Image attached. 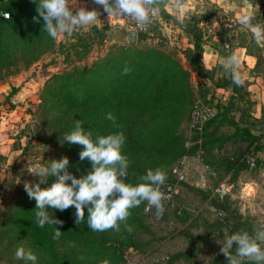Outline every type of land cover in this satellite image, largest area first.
<instances>
[{
    "label": "rangeland",
    "instance_id": "rangeland-1",
    "mask_svg": "<svg viewBox=\"0 0 264 264\" xmlns=\"http://www.w3.org/2000/svg\"><path fill=\"white\" fill-rule=\"evenodd\" d=\"M70 7L97 9L99 20L71 35L53 39V48L36 62L0 80V264H25L15 258L19 246L26 251L31 249L37 256V264H100L104 259L110 264L122 261L137 264L141 258L149 264H228L220 253L222 245L216 243L217 239L223 240V230L229 234L236 231L253 234V230L264 224V40L257 41L238 22L248 11L255 14L254 22L264 24V0H231L225 9L212 3L195 10L178 11L169 7L170 13L164 9L165 27L142 34L141 40L137 36L136 43L131 44L122 41V33L128 29L117 19L109 22L102 6L93 0H70ZM186 23L195 24L204 36L200 62L209 79L199 77L185 60L183 52L191 47L183 29ZM121 48L132 52L158 50L187 72L188 105L176 133L183 144L189 140L196 148L198 145L202 148L204 163L215 176L209 177L191 159L186 182L178 186L181 212L170 213L156 223L139 208L135 214L137 221L130 225L133 231L128 232L121 224L120 231L113 236L115 253L101 254L84 247L77 238H42L36 231V217L27 212L36 201L29 199L24 184L39 183V178L28 172L37 161L50 165L53 159L67 157L71 173L82 165L77 160V149L72 143H65L62 135L65 124L72 123L75 113L64 114L43 102V91L50 77L90 67ZM233 51H238L241 57L244 100L232 101L229 108L233 91L227 82L232 76L224 70L223 62ZM131 57L135 60L136 55ZM207 101L216 103L220 114L201 131L191 132L188 128L191 110ZM236 125L257 137L262 149L246 151L247 142L240 138ZM182 149L176 148L174 152ZM176 158L170 160L161 151L151 157L153 164L145 166L144 173L161 168L169 179L168 170L177 162ZM55 180V176H50L43 184L51 185ZM43 184L40 186L47 188ZM221 187L227 191L223 197L218 195ZM210 206L220 209L223 216L210 212ZM73 208L67 209L68 213ZM67 210L49 211L46 206L50 216L59 220ZM50 228L47 224L44 227L46 232ZM49 242L51 251L47 247ZM166 256L169 261L163 263L161 259ZM72 257L76 259L74 263ZM250 262L254 263L245 259L242 264Z\"/></svg>",
    "mask_w": 264,
    "mask_h": 264
},
{
    "label": "trees",
    "instance_id": "trees-1",
    "mask_svg": "<svg viewBox=\"0 0 264 264\" xmlns=\"http://www.w3.org/2000/svg\"><path fill=\"white\" fill-rule=\"evenodd\" d=\"M2 1L1 7L10 13V18L8 20L0 18V80L16 74L20 67H27L36 62L45 51L51 50L54 46L53 39L43 30L45 22L38 17L39 0L36 2L34 0ZM161 12L165 14L164 9ZM34 17H37L39 22H34ZM183 29L191 45L183 52L185 60L199 77L209 79L207 71L200 62L205 44L201 30L195 24L189 23H186ZM142 38L143 35L139 33L138 40ZM131 54L136 55L135 60L132 59ZM125 66L130 69L127 75L122 74ZM187 77V72L174 59L158 50L146 49L132 52L121 48L114 54L96 61L90 67L76 68L69 73L52 75L45 85L43 102L50 103V108L61 109L64 114L75 113V117L70 120L72 123L65 124L62 135L72 131L77 119L83 122L85 131L93 132L94 137L97 133L108 135L122 132L126 138L122 154L130 162L129 175L125 181L135 185L138 178L145 175V166L153 164L150 160L152 156L163 151L170 160L174 157L178 160L182 155L193 154L197 149L194 146L186 152L180 136L176 133V128L188 105ZM227 84L232 85L233 91V97L229 101L230 108L232 101H243L244 94L243 86H236L232 77ZM205 103L213 104L210 101ZM217 107L219 109V106ZM109 112L115 117V124L105 118ZM235 129L240 133V138L247 142L246 151L251 148L262 149L257 137L243 132L237 125ZM72 146L77 149V160L82 164L75 168V173L72 174L80 178L91 170L92 165L87 158L80 160L79 153L83 150L81 145L72 144ZM181 147H183L181 152H174V149ZM166 181L174 180L167 178ZM42 186L51 185L43 184ZM142 207L143 203L131 209L127 221L129 225L137 221L136 211L140 208L142 212ZM47 208L49 211L53 209L51 206ZM35 209L34 204L29 206V210L27 208L32 218H35ZM68 211L61 215L62 225L51 226L49 232L37 226V233L42 238H53L52 232L56 227L62 232L61 238H77L84 247H90L96 253H115L113 247L116 244L113 237L116 234L115 230L93 232L88 228L86 220L80 225L75 223V208L70 213ZM87 215L86 206L85 218ZM47 245L51 251L52 243L49 242ZM52 255L54 256L53 253ZM75 260L72 257L73 263Z\"/></svg>",
    "mask_w": 264,
    "mask_h": 264
},
{
    "label": "clouds",
    "instance_id": "clouds-1",
    "mask_svg": "<svg viewBox=\"0 0 264 264\" xmlns=\"http://www.w3.org/2000/svg\"><path fill=\"white\" fill-rule=\"evenodd\" d=\"M93 3L102 6L109 22L113 19L126 18L140 28L151 26L165 7L170 6L178 11L187 8L185 0H93ZM37 12L38 17L45 22L43 30L54 40L71 35L77 29L94 25L100 15L97 9L72 8L70 0H39ZM0 15L8 18V13ZM33 19L34 22H39L37 17ZM254 21L255 14L248 11H245L238 20L252 32L257 41L264 40V24ZM240 64L241 57L238 51H233L223 62L224 70L231 73L236 86L244 83ZM129 72L130 69L125 66L122 74L127 75ZM105 118L115 124L112 113H107ZM82 123L77 119L74 128L64 134L63 140L83 147L79 158L81 161L87 158L92 165L86 175L77 178L69 172L67 157L53 159L50 165L37 161L31 165L30 171L28 170L39 178V183L24 184L29 199L36 201L37 226L44 228L46 224L50 226L63 224V221L49 215L46 206L61 212L74 207L75 223L80 225L86 220L88 228L93 232L120 231L121 224L125 230L132 232V227L127 223L131 209L139 207L144 202L148 205L145 211L154 208L155 216L159 219L165 210L164 201L168 199L161 190L167 179L166 172L161 168L154 171L149 169L145 175L138 178L135 185L126 182L130 162L122 154L126 139L124 134L97 133L94 137L91 130L85 131ZM50 176L56 177L55 182L50 187L42 188L40 185L46 183ZM54 228L53 239H59L62 232L59 228ZM223 232V240L217 239L216 243L222 245L220 253L226 257L228 264H242L245 259L253 261L254 264H264V224L253 230V234L248 231H236L232 234L227 230ZM15 258L25 261V264H37V256L31 249L26 251L23 246L17 247ZM100 264L110 262L104 259Z\"/></svg>",
    "mask_w": 264,
    "mask_h": 264
},
{
    "label": "built area",
    "instance_id": "built-area-1",
    "mask_svg": "<svg viewBox=\"0 0 264 264\" xmlns=\"http://www.w3.org/2000/svg\"><path fill=\"white\" fill-rule=\"evenodd\" d=\"M2 0H0V13H8V18L5 19L3 15H0L1 19L8 20L10 18V13L4 10L2 5ZM165 14L163 12L160 13L159 17L156 19V21L148 27L140 28L138 27L134 22H131L127 20L126 18H120L117 19V22L124 26L128 30H134L137 34H146L150 33L151 31L155 29H160L161 27H165ZM219 113V109L216 105V103L213 104H200L198 106H195L189 115V121H188V128L191 132H197L201 131L204 126L212 121ZM194 143L188 141H185L184 148L186 152L190 151L192 147H194ZM193 160L198 165H201L202 168H204V171L208 174L209 177H214L215 173L209 168L208 165H205L204 163V151L202 148L198 145L197 149L193 154L186 153L182 155L177 162L171 167L169 171V177L172 178L174 181H165L164 185L162 186V191L166 194L168 197L167 200L164 201V212L162 216L158 219L155 216V209L152 208L150 211H145V209L148 207L147 202L143 203L142 207V213L150 218L153 222H161L165 219V217L170 213H180L181 209L179 208L178 204V186L182 183L186 182V170L189 165L190 160ZM253 165V163H252ZM227 191L224 187H221V189L218 190V195L220 197H223L226 195ZM210 212H212L214 215L218 217L223 216V212L218 209L215 206L209 207ZM138 261V260H137ZM163 263H167L169 261V257H163L161 259ZM119 264H130L129 261H122ZM137 264H149L147 263L143 258H141L140 261L137 262Z\"/></svg>",
    "mask_w": 264,
    "mask_h": 264
},
{
    "label": "crops",
    "instance_id": "crops-1",
    "mask_svg": "<svg viewBox=\"0 0 264 264\" xmlns=\"http://www.w3.org/2000/svg\"><path fill=\"white\" fill-rule=\"evenodd\" d=\"M185 2L187 4L186 9H190V10H195L197 7H199L205 3H212V4L216 5L219 8H222V9H225V7H228L231 4V0H186ZM169 7H165L164 9L168 10ZM170 8H172V7H170ZM168 12H169V10H168ZM212 56L216 57L215 54H213Z\"/></svg>",
    "mask_w": 264,
    "mask_h": 264
},
{
    "label": "water",
    "instance_id": "water-1",
    "mask_svg": "<svg viewBox=\"0 0 264 264\" xmlns=\"http://www.w3.org/2000/svg\"><path fill=\"white\" fill-rule=\"evenodd\" d=\"M138 34L134 30H125L122 33V41L124 43H136Z\"/></svg>",
    "mask_w": 264,
    "mask_h": 264
}]
</instances>
